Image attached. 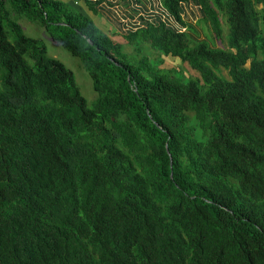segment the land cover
<instances>
[{"label": "trees", "instance_id": "16d2710c", "mask_svg": "<svg viewBox=\"0 0 264 264\" xmlns=\"http://www.w3.org/2000/svg\"><path fill=\"white\" fill-rule=\"evenodd\" d=\"M80 3L0 0V264H264V0H162L174 20L123 34L137 53ZM223 16L227 47L195 37Z\"/></svg>", "mask_w": 264, "mask_h": 264}, {"label": "rangeland", "instance_id": "374dc122", "mask_svg": "<svg viewBox=\"0 0 264 264\" xmlns=\"http://www.w3.org/2000/svg\"><path fill=\"white\" fill-rule=\"evenodd\" d=\"M78 7H84L83 3L79 5L78 0H66ZM86 9V8H85ZM105 14V15H104ZM191 18V17H190ZM19 21L22 23L25 32L28 35L35 36L40 38L47 46L48 54L54 57H57L64 61L67 66L74 70L76 74V79L84 95L89 99L90 102H93L97 97V92L93 87V82L90 74L83 65L82 60L73 55L65 46L55 40L45 29L44 26L40 25L37 22L31 21L26 17H20ZM98 21L103 25V28L110 33L112 36L116 37L118 40L124 43L126 51L137 53L136 43H129L124 37V32H120L117 28V23L113 18H110L106 12H100ZM121 21V20H120ZM122 22V21H121ZM195 22V21H193ZM198 27L199 33H195V37L199 39H208L210 42L223 47L228 46V24L225 17H222V25L224 29L223 39H217L210 27L205 23H195ZM115 31H118L116 33ZM115 32V33H114ZM221 40V41H220ZM144 52L148 53L153 59L161 61V58H164L162 66L165 67H177L182 70L187 76L189 75H199V73L193 69L188 62H183L180 58L174 56H164L162 53L155 50L150 44L146 43L143 46ZM162 55V57H161ZM224 73L228 75V72L224 70Z\"/></svg>", "mask_w": 264, "mask_h": 264}, {"label": "built area", "instance_id": "2783aa9c", "mask_svg": "<svg viewBox=\"0 0 264 264\" xmlns=\"http://www.w3.org/2000/svg\"><path fill=\"white\" fill-rule=\"evenodd\" d=\"M99 1V0H96ZM114 2L113 5L106 0H102L104 4L109 8H112V16L114 17L119 32H128L135 30L139 26L145 25V20L154 21L156 19H162L168 23L174 20L170 17L168 10L164 7L162 0H110ZM80 4V0L77 1ZM124 4V5H123ZM134 9V11H132ZM136 11V12H135ZM130 13H133L132 16ZM122 22H121V21ZM177 25V24H176ZM186 28H183L185 30Z\"/></svg>", "mask_w": 264, "mask_h": 264}, {"label": "crops", "instance_id": "0c3cea01", "mask_svg": "<svg viewBox=\"0 0 264 264\" xmlns=\"http://www.w3.org/2000/svg\"><path fill=\"white\" fill-rule=\"evenodd\" d=\"M88 13H90L91 17H93V18L98 20V17H99L100 14L99 15H96V14L94 15V13H92V12H88Z\"/></svg>", "mask_w": 264, "mask_h": 264}]
</instances>
